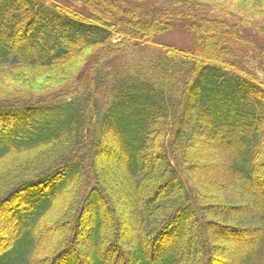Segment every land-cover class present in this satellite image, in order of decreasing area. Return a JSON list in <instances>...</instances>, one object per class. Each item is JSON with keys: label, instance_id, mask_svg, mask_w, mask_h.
Instances as JSON below:
<instances>
[{"label": "trees", "instance_id": "1", "mask_svg": "<svg viewBox=\"0 0 264 264\" xmlns=\"http://www.w3.org/2000/svg\"><path fill=\"white\" fill-rule=\"evenodd\" d=\"M260 40L264 0H0V264H264Z\"/></svg>", "mask_w": 264, "mask_h": 264}, {"label": "rangeland", "instance_id": "2", "mask_svg": "<svg viewBox=\"0 0 264 264\" xmlns=\"http://www.w3.org/2000/svg\"><path fill=\"white\" fill-rule=\"evenodd\" d=\"M209 14L211 16H214V17H225V15L222 12L216 11V10L210 11ZM227 17L230 18L231 20H236V17H234V16H227ZM142 22L146 23L147 20L142 19ZM160 36L161 37H159L157 40L158 42L172 43V44H175L179 47H189L193 43V36L189 32H185L180 28H173L170 31H167ZM260 44L264 45V40H260ZM135 48L138 49L143 54L150 53V51L155 49L154 46L148 45V44L147 45H138ZM263 55H264V50H263ZM157 60H159V58ZM116 61L117 60H112V62H116ZM166 65L168 66V64H166ZM167 69H169V67H167ZM166 80H167V78L165 77L164 81H166ZM112 151H113L112 149L105 151V153H103V156L101 157V161H103L102 166H105L106 170L109 171V175L107 177L111 180V183L114 186H116V188H119L124 195H127L126 198L128 200L131 198V199L136 200V202H138L139 199H143V197H144L143 194L141 192H139L136 188L133 189L130 193L127 190V188L124 185H122V182H121L120 177H119L120 173L119 174L115 173V171H116L115 169L118 167L117 164L119 161H116L115 164H112L113 166L110 167V163H112V160L110 158L111 156H108V154L112 155ZM107 159H109L110 162L109 161L107 162ZM198 162H200V161H198ZM200 163L205 164L206 162H200ZM253 189L255 190L254 187H253ZM58 198H60V195H58ZM7 202H8L7 205H9V204L13 205V203H16L15 200H11L10 202L7 201ZM118 202H119V204L118 205L116 204V209L114 211H112V213L110 215L107 214L106 212H102L104 219L108 220V222L104 223V225H103V230L105 231V234H107L108 236L115 233L116 228L113 227L114 224L115 223H121L119 221L120 218H118V217L120 216L122 219V217L126 216L125 214H127L126 210L121 205L122 202L121 201H118ZM20 204H21L20 202L17 203V205L14 206L13 210L18 208L20 206ZM5 210L6 209L0 210V231H1L0 249L4 246H7L6 245L7 240H4V237L6 236L8 238L9 236H11L10 232H11V228H12V225L14 223V220H15L12 216H8V214L5 215L3 213V212H5ZM43 224H44V221L41 219L39 220V222L37 224V226H38L37 232L39 234L38 237H39L40 241L43 240L42 242H44V241H47L50 239L55 241L59 236L63 235V233H61V230L54 228L53 225H51V227H53V228H49V227L45 228V226ZM74 225L75 224H73V223L71 224V226H74ZM122 227H124V225H122ZM117 235L114 237L115 239L117 238ZM120 235L123 236L122 234H119V236ZM82 237L83 236L80 235V238H79L78 235H76V239L79 240V243H80V240L82 239ZM229 237H230V242L227 241L226 239H223V240H221L220 243H223V244L226 243L231 247L234 242L242 241L244 243L247 241V239L244 240V237H236L233 235H231ZM7 244H9V240H8ZM10 244H11V242H10ZM70 249L73 251H76L75 245H73ZM38 250H39L38 256L43 257L42 256V250L41 249H38ZM49 252H51V250H49ZM53 254H54V251H53V253H51V256ZM36 256H37V253L34 254L35 260H36ZM221 259L224 260V257H222ZM43 264H51V260L47 259L43 262Z\"/></svg>", "mask_w": 264, "mask_h": 264}]
</instances>
